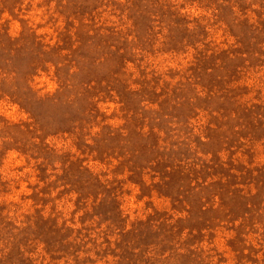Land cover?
<instances>
[{"label": "rangeland", "instance_id": "1", "mask_svg": "<svg viewBox=\"0 0 264 264\" xmlns=\"http://www.w3.org/2000/svg\"><path fill=\"white\" fill-rule=\"evenodd\" d=\"M0 264H264V0H0Z\"/></svg>", "mask_w": 264, "mask_h": 264}]
</instances>
